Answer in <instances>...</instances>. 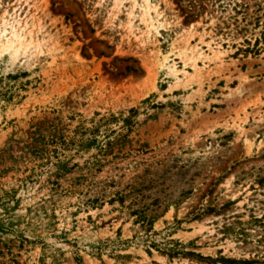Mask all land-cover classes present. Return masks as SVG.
<instances>
[{
	"label": "rangeland",
	"instance_id": "obj_1",
	"mask_svg": "<svg viewBox=\"0 0 264 264\" xmlns=\"http://www.w3.org/2000/svg\"><path fill=\"white\" fill-rule=\"evenodd\" d=\"M205 5L0 0V264H264V0Z\"/></svg>",
	"mask_w": 264,
	"mask_h": 264
},
{
	"label": "trees",
	"instance_id": "obj_2",
	"mask_svg": "<svg viewBox=\"0 0 264 264\" xmlns=\"http://www.w3.org/2000/svg\"><path fill=\"white\" fill-rule=\"evenodd\" d=\"M206 2H212V0H200L199 2H197L195 0V3H197L198 6H199V13L196 14V17L198 15H201L202 11L205 10V6H206L205 4H206ZM192 7H195V5H193ZM146 220H147V217H144L143 215L140 216V221H142L144 224H145ZM164 252L170 258H175L177 256L182 255V256H191V257L198 256L202 260H210V259H206V258H204V257H202L200 255H195L194 253H187V252H185L183 250L182 245H180V244H179V247H177L175 249H164ZM212 262L215 263V264H218V263H221V264H250L247 261L237 262V261H234V260H228V259H224V258H221L219 260L212 261Z\"/></svg>",
	"mask_w": 264,
	"mask_h": 264
}]
</instances>
